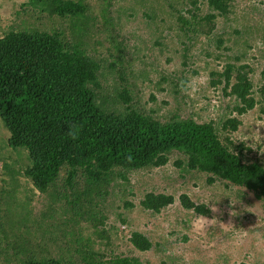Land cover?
<instances>
[{"label": "rangeland", "instance_id": "rangeland-1", "mask_svg": "<svg viewBox=\"0 0 264 264\" xmlns=\"http://www.w3.org/2000/svg\"><path fill=\"white\" fill-rule=\"evenodd\" d=\"M26 1L0 0V38L12 28H38L57 29L76 40L78 22L87 21L89 29L103 27L101 17H88L100 16L103 2L111 0H86L87 13L81 17L24 8ZM109 7L113 45L103 41L107 30L84 40L101 65V86H92L109 110L125 109L119 94L127 86L133 103L164 121L179 116L221 123L238 114L232 112L235 99L225 93V83H212L219 78L215 73L228 63H248L254 89L264 82V0H233L231 12L216 18L211 34L201 20L211 12L208 0H199L197 8L190 0H112ZM116 46L122 61L114 56ZM240 118L232 139L245 144L246 158L264 163V102ZM9 136L0 115V264L20 256L83 264L91 241L99 257H133L140 264H264V201L245 187L219 179L209 183L206 173L190 171L185 163L180 167L181 153L171 152L164 166L127 172V181L116 174L108 194L86 195L82 177L70 187L66 173L42 192L18 175L30 160L27 149L11 147ZM150 191L173 194L175 201L159 213L148 211L140 201ZM183 193L206 204L210 213L184 208ZM103 226L108 238L102 239L94 231ZM133 230L150 237V250L131 244Z\"/></svg>", "mask_w": 264, "mask_h": 264}, {"label": "trees", "instance_id": "trees-1", "mask_svg": "<svg viewBox=\"0 0 264 264\" xmlns=\"http://www.w3.org/2000/svg\"><path fill=\"white\" fill-rule=\"evenodd\" d=\"M111 1L103 2L100 16L88 17L94 20L101 17V22H105L103 27L89 29L87 21L78 22L76 40L57 29L38 28H12L0 38V115L10 132L9 144L27 149L30 160L18 175L23 173L37 189L45 192L66 173L70 187L82 177L86 195L108 194V186L116 174L127 181V172L164 166L170 160V153L177 151L185 156L176 162L180 167L185 163L190 171L206 173L209 183L219 179L245 187L264 201V163L246 158L245 144L236 143L230 135L242 124L240 116L264 102V82L254 89L251 65L228 63L223 72L215 73L219 78L212 83H225V93L235 99L232 112L238 114L228 116L222 124L179 116L164 121L133 103L127 86L119 94L126 103L125 109L109 110L99 101L92 86H101L98 74L101 65L89 55L88 42L84 40L97 30L101 33L107 30L103 41L113 45L114 29L110 33L109 27ZM198 1L190 0L196 8ZM232 1L208 0L211 12L201 19L209 25L205 29L207 34L215 29L218 16L231 12ZM27 5L61 17H81L88 9L86 0H28L24 8ZM179 18L183 23L189 22L182 16ZM114 56L123 59L119 46ZM123 72L126 74L125 69ZM79 198L85 200L83 196ZM180 200L184 208L197 214L210 213L206 204H196L186 193ZM174 201L173 194L150 191L140 204L148 211L159 213ZM94 232L102 239L108 238L104 226ZM129 241L141 251L153 246L150 237L140 230H133ZM91 242L85 245L83 264H140L133 257H99ZM13 261L7 264H77L57 257L20 256Z\"/></svg>", "mask_w": 264, "mask_h": 264}]
</instances>
